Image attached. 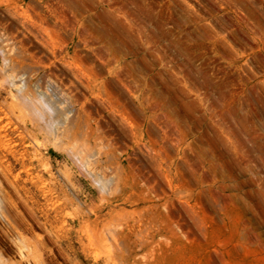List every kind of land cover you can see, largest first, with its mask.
Masks as SVG:
<instances>
[{
    "label": "rangeland",
    "instance_id": "obj_1",
    "mask_svg": "<svg viewBox=\"0 0 264 264\" xmlns=\"http://www.w3.org/2000/svg\"><path fill=\"white\" fill-rule=\"evenodd\" d=\"M0 32V264H264V0H0Z\"/></svg>",
    "mask_w": 264,
    "mask_h": 264
},
{
    "label": "bare ground",
    "instance_id": "obj_2",
    "mask_svg": "<svg viewBox=\"0 0 264 264\" xmlns=\"http://www.w3.org/2000/svg\"><path fill=\"white\" fill-rule=\"evenodd\" d=\"M15 43L16 42H14V40L8 38L4 34H1L0 32V76H3L5 74L8 75L10 72L15 73L14 75L9 76L11 77L9 81V86L11 90L10 92L13 94V98L16 103L21 104L26 94L27 84L29 82V76H27V72H29V69L31 71V68L29 67L27 69L24 67L26 65L23 66V58L15 52ZM32 99L35 100V102L40 103L41 108L44 112V116L48 120L52 121V118H54L53 112H58L62 115V117L67 123H70V116L68 115L67 111L68 107L57 106L55 98L51 97L48 92H42L37 90V96L33 97ZM55 130L57 132L58 128H55ZM56 132L54 131L52 132V134L55 135ZM93 156L94 155L90 151V149L85 146L82 149V154L78 156V165L84 172L88 173V175L90 174L89 165L91 164L89 158H93Z\"/></svg>",
    "mask_w": 264,
    "mask_h": 264
}]
</instances>
